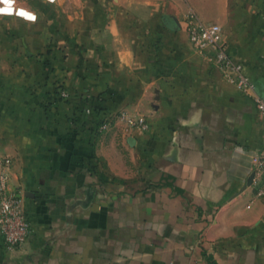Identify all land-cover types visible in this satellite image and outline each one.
<instances>
[{
	"label": "crops",
	"instance_id": "0c3cea01",
	"mask_svg": "<svg viewBox=\"0 0 264 264\" xmlns=\"http://www.w3.org/2000/svg\"><path fill=\"white\" fill-rule=\"evenodd\" d=\"M27 6L33 21L0 14V158L32 233L12 250L0 238V264H264L259 116L180 17L136 26L100 0ZM228 11L227 53L264 98V0ZM95 97L101 115L147 127L111 118L98 132Z\"/></svg>",
	"mask_w": 264,
	"mask_h": 264
},
{
	"label": "built area",
	"instance_id": "2783aa9c",
	"mask_svg": "<svg viewBox=\"0 0 264 264\" xmlns=\"http://www.w3.org/2000/svg\"><path fill=\"white\" fill-rule=\"evenodd\" d=\"M52 1V0H48ZM13 6V5H12ZM9 15L20 17L24 20L34 19L20 16L16 12ZM187 39L191 48L204 58L218 71L220 78L233 89L247 95L253 102L259 116L262 127L261 144L256 150L252 163L250 184L253 188V196L264 199V98L256 91L255 85L242 71L241 65L233 60L227 53L226 45L221 37V27L217 23H203L193 18L188 19ZM65 89L59 91V97L66 98ZM90 108H85L89 112ZM111 118L121 120L126 127H138L145 129L146 121L141 117H134L125 112L108 115L104 121L96 126V130L102 131L111 121ZM10 159L0 158V238L5 248L12 250L25 244L31 236L32 228L28 216L22 207V190L12 186L9 181ZM248 207V205H246Z\"/></svg>",
	"mask_w": 264,
	"mask_h": 264
},
{
	"label": "rangeland",
	"instance_id": "374dc122",
	"mask_svg": "<svg viewBox=\"0 0 264 264\" xmlns=\"http://www.w3.org/2000/svg\"><path fill=\"white\" fill-rule=\"evenodd\" d=\"M36 1L13 0L11 13L16 12L19 15L25 13L26 15L20 16H31V12L24 7H29L27 5ZM250 1L253 0H100V5L120 14L121 17L125 16L126 21L136 23V26L154 12L160 15L159 21L163 26H166L164 20L171 21L173 19L176 21L177 17H180L186 32L190 25L188 23L190 18L203 23L216 22L221 24V19L226 15L227 10L232 11L233 14H238L241 8H244ZM3 7L4 5L0 4V8Z\"/></svg>",
	"mask_w": 264,
	"mask_h": 264
},
{
	"label": "trees",
	"instance_id": "16d2710c",
	"mask_svg": "<svg viewBox=\"0 0 264 264\" xmlns=\"http://www.w3.org/2000/svg\"><path fill=\"white\" fill-rule=\"evenodd\" d=\"M61 89H65L64 88V86L62 85V84H57L56 86H54V95H55V99H61V100H67V97L66 98H61V97H59V91L61 90ZM98 98L97 97H95L94 99H92V105H90V112L92 111V112H94V113H96L97 114V118L95 119L96 120V122H95V129H96V126L99 124V123H101L102 121H104V119H105V115H101L100 114V110L102 109V108H100L99 106H98Z\"/></svg>",
	"mask_w": 264,
	"mask_h": 264
},
{
	"label": "clouds",
	"instance_id": "9594fccd",
	"mask_svg": "<svg viewBox=\"0 0 264 264\" xmlns=\"http://www.w3.org/2000/svg\"><path fill=\"white\" fill-rule=\"evenodd\" d=\"M0 4L4 7L0 8V14H10L12 12L13 0H0Z\"/></svg>",
	"mask_w": 264,
	"mask_h": 264
},
{
	"label": "snow or ice",
	"instance_id": "6c2138e0",
	"mask_svg": "<svg viewBox=\"0 0 264 264\" xmlns=\"http://www.w3.org/2000/svg\"><path fill=\"white\" fill-rule=\"evenodd\" d=\"M20 15H26L25 13H20ZM29 19H34L32 16H28Z\"/></svg>",
	"mask_w": 264,
	"mask_h": 264
},
{
	"label": "bare ground",
	"instance_id": "6f19581e",
	"mask_svg": "<svg viewBox=\"0 0 264 264\" xmlns=\"http://www.w3.org/2000/svg\"><path fill=\"white\" fill-rule=\"evenodd\" d=\"M53 1H54V0H53ZM53 1H52V2H53Z\"/></svg>",
	"mask_w": 264,
	"mask_h": 264
}]
</instances>
